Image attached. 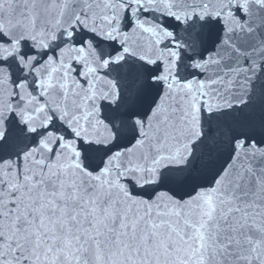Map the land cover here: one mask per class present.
<instances>
[{
    "label": "snow or ice",
    "instance_id": "obj_1",
    "mask_svg": "<svg viewBox=\"0 0 264 264\" xmlns=\"http://www.w3.org/2000/svg\"><path fill=\"white\" fill-rule=\"evenodd\" d=\"M0 264H264V0H0Z\"/></svg>",
    "mask_w": 264,
    "mask_h": 264
}]
</instances>
